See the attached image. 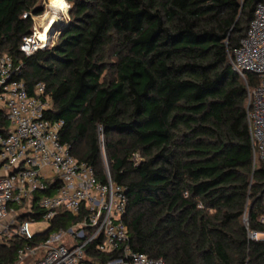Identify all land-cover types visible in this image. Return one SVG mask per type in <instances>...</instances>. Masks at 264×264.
I'll return each instance as SVG.
<instances>
[{"label": "trees", "instance_id": "1", "mask_svg": "<svg viewBox=\"0 0 264 264\" xmlns=\"http://www.w3.org/2000/svg\"><path fill=\"white\" fill-rule=\"evenodd\" d=\"M41 1L0 0V54L29 96L45 85V118L64 122L60 141L104 181L102 146L132 251L164 264H264V239L248 236L264 233V164L246 123L259 81L230 63L264 0H65L55 41L25 56ZM61 217L49 232L71 225ZM21 245L0 244V264ZM88 250L91 264L117 257Z\"/></svg>", "mask_w": 264, "mask_h": 264}, {"label": "built area", "instance_id": "2", "mask_svg": "<svg viewBox=\"0 0 264 264\" xmlns=\"http://www.w3.org/2000/svg\"><path fill=\"white\" fill-rule=\"evenodd\" d=\"M43 18L36 25L31 17V34L19 46L25 56L49 45L48 36L44 42L37 36L46 25L51 26ZM230 63L244 82L246 74L259 81L255 88H247L246 123L253 162L264 164L263 4L256 5ZM18 72L12 59L0 54V110L9 122V130L0 133V244L14 239L22 243L13 264H91L88 249L93 244L100 254L117 253L106 264H164L128 246L123 222L127 199L124 190L111 181L102 146L104 181L60 141L64 122L45 118L51 109L45 85L37 83L29 96L24 83L15 78ZM261 200L264 207V193ZM64 215L71 218V225L49 232L52 222ZM39 223H46L47 229L30 233L29 226ZM259 223L264 226V215ZM40 236L44 237L35 240ZM248 236L264 239V233Z\"/></svg>", "mask_w": 264, "mask_h": 264}, {"label": "rangeland", "instance_id": "3", "mask_svg": "<svg viewBox=\"0 0 264 264\" xmlns=\"http://www.w3.org/2000/svg\"><path fill=\"white\" fill-rule=\"evenodd\" d=\"M66 2V1H65ZM68 9H69V5L66 2ZM40 6L43 8V13L39 16H32L34 22L36 23V25H38V23L40 22V19L43 18V16H45L46 14H49L48 18H46V21H52V19L54 21H52L51 26L48 28V32H47V36H48V42L49 44L54 41V37L58 34V29L60 26H62V24L64 22H66L68 20V9L66 12H60V11H55L52 8L49 7V2L48 0H43L40 2ZM53 16V17H52ZM46 27V26H45ZM41 31V29L39 30ZM47 229V224L46 223H39L36 225H30L29 226V232L32 234L38 233L41 234L43 233L45 230ZM259 240V239H258Z\"/></svg>", "mask_w": 264, "mask_h": 264}, {"label": "bare ground", "instance_id": "4", "mask_svg": "<svg viewBox=\"0 0 264 264\" xmlns=\"http://www.w3.org/2000/svg\"><path fill=\"white\" fill-rule=\"evenodd\" d=\"M48 2H49V7L52 8L53 10H55V11L66 12L67 9H68V6H67L65 0H48ZM49 14H50V13H49ZM49 14H46V15L44 16L43 20L46 21V18H48ZM51 14H54V13H51ZM51 14H50V15H51ZM52 17H53V16H52ZM48 19H49V18H48ZM52 21H54V20L52 19ZM52 21H48V22H51V24H52ZM48 22H47V24H48ZM49 27H50V26H47V25H46L45 30H44L43 32L37 34L38 38H39L42 42H44V41L46 40V38H47V32H48V28H49Z\"/></svg>", "mask_w": 264, "mask_h": 264}, {"label": "crops", "instance_id": "5", "mask_svg": "<svg viewBox=\"0 0 264 264\" xmlns=\"http://www.w3.org/2000/svg\"><path fill=\"white\" fill-rule=\"evenodd\" d=\"M0 175H2V172H0ZM19 264H29V262L28 261H24V262L19 263Z\"/></svg>", "mask_w": 264, "mask_h": 264}]
</instances>
